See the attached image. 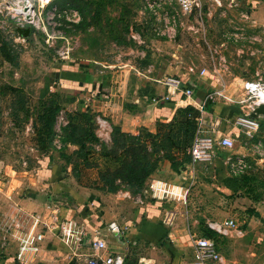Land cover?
Segmentation results:
<instances>
[{
	"label": "rangeland",
	"instance_id": "374dc122",
	"mask_svg": "<svg viewBox=\"0 0 264 264\" xmlns=\"http://www.w3.org/2000/svg\"><path fill=\"white\" fill-rule=\"evenodd\" d=\"M70 1L46 0L42 8L38 0H0V186L12 177L15 179V172L27 171L29 176L43 169H57L66 182L73 178L78 185L95 189L90 187L96 179L95 169L84 168L79 179L73 173L75 161L81 159L76 154L79 145L64 131L69 119L78 123L74 133L77 136L83 122L79 116L86 108L91 110L104 101H124L131 109V100L138 97L155 102L169 96L166 80L173 77L166 71L169 66L184 67L191 77L188 87L203 88L209 84L205 85L207 93L221 90L225 96L213 95L214 100L236 103L243 112L248 111L244 105L250 100L238 101L245 97L243 81L257 72L264 75V25L253 21L242 0H186V5L180 0H81L77 4L80 8L71 6ZM29 6L34 10L32 19L24 18L30 12L26 9ZM53 6L58 11L55 16L48 13ZM69 10L78 12L77 22L69 20ZM50 99L58 103L59 110L53 138L46 145L37 129L38 114L43 102ZM190 100L183 97L166 121L172 126L171 147L174 146L181 163L174 170L164 166V160L159 162L139 192L95 189L100 192V207L107 211L105 219L112 216L115 205L118 217L132 221L131 214L137 215V210L141 214L149 200H156L167 206L166 222L171 217L174 221L184 218L190 222L189 232L213 239L226 257L227 240L253 243L256 254H264V229H256L258 211L264 214V115L257 117L259 127L251 134L233 122H225L224 129L234 130L230 135V160L224 158V170L237 178L241 186L237 192L223 196L217 190L221 185L213 181L214 165L194 164L191 160L197 118L204 109ZM116 108L120 111L121 104ZM92 113L91 130L99 142H83L90 147L89 161L101 163L102 168H113L111 158L98 154L101 144L111 147L112 125L108 122L107 138L104 134L99 136L97 114ZM155 131L156 125L151 132ZM61 138L67 140L62 149ZM181 174L196 177L182 178ZM154 180L163 182L151 186ZM153 188L157 196L162 192L164 197H152ZM46 199L50 206L45 205L47 220L54 205L71 204L67 195ZM95 212L97 209L92 213ZM233 212H238L233 216L239 223V236L230 235L236 234L235 230L222 234L209 227L211 218L223 219ZM248 215L254 217L253 231L240 235L246 225L241 228V221H247ZM76 217L77 222H82V217ZM173 227L172 222L169 228ZM147 248L151 249L141 245L132 252L136 256L149 251ZM153 251L160 260L155 264L167 263L168 256L160 246Z\"/></svg>",
	"mask_w": 264,
	"mask_h": 264
},
{
	"label": "crops",
	"instance_id": "0c3cea01",
	"mask_svg": "<svg viewBox=\"0 0 264 264\" xmlns=\"http://www.w3.org/2000/svg\"><path fill=\"white\" fill-rule=\"evenodd\" d=\"M242 2L247 7L248 14L253 21L256 24L264 25V0H242ZM166 71H169L171 76L175 74L182 77L185 81V85L183 86H187L191 81V77L181 65L169 66ZM205 85L207 86L209 84ZM205 85L203 88L199 86L192 88L193 94L190 97L191 104L200 107L203 106L209 94L207 93ZM168 92L169 96L157 98L155 102H151L150 99L144 100L140 97L131 100V109L124 105V101V103L122 101L116 102L117 104H121L120 111L117 110L116 103L113 104L111 101L100 102V105L95 108L93 106L91 107V112H96L97 116L106 117L110 125L118 126L123 132L136 134L142 127L147 128L149 131H154L156 123L158 121H169L179 103L183 101L181 92L171 93L169 88L167 90ZM236 110L243 112L241 107L236 103L230 104L227 101L220 102L213 99L211 107L209 109L204 108L203 111L207 120L212 121L217 119L219 121L218 129L220 133L231 135L234 129L228 130L223 127L225 126V122L232 123L234 117L237 116ZM228 153L227 149H218L212 161L194 162V164H211V167L214 165L213 177L215 180L213 181H215V184L217 182L218 185H221L217 187V190L223 196H229L239 190V184L236 182L235 177L230 174H225V165L223 163H225L224 157ZM166 160L164 159L163 165L171 167L170 161ZM43 168H45V165H43ZM44 170L35 172V174L31 173L29 176H26L27 171H13L16 174L15 179L12 177L6 184L2 183L4 185L3 188L2 185L0 186V201H2L0 202V264H73L78 259H81L78 261V264H85L83 256L72 255L58 239L56 236L57 230L44 227L42 224H39L35 229V233L40 231L43 233L44 238L41 242L42 250L34 257L29 256L30 258L25 262L19 261L15 257L18 245L17 241L12 238L11 233L26 231L34 215H38L44 220L46 214L45 207L49 205V202L47 203L44 198L49 199L52 195L63 196L66 193L71 197V204L57 207L58 212L54 214L57 219L56 221L54 220V223L71 218L78 221L76 216L82 217L81 221L87 225L88 234L80 247V253H90L91 249L88 247L90 239L96 237L105 240L107 244L106 253L121 255L124 258L123 264H155L159 262L158 256L153 251L157 246H160L161 250L168 256V261L165 264L192 263L193 245L191 237L196 236V234L189 232L190 222L184 220V218L180 217L177 218V221H174L171 217L166 222V217L167 219L169 217V214L164 213L167 207L166 205L163 206L156 200H149L141 211V214H138L139 210L135 212L137 215L131 214L132 219H134L132 221L118 217V206L113 205L112 216L105 219L107 211L104 207H100L102 201L99 191L80 186L73 178H71V182H66L62 177L61 180L57 181L49 180L48 177H45V172L47 171L53 176L58 170ZM181 177L193 178L196 175L188 174V176L184 177L181 174ZM155 182L163 181L154 180L151 186L155 185ZM153 191L154 194H152V197H164L161 195L162 192L158 194L160 196H157L155 188H153ZM84 200L88 201L89 213L86 209L83 210ZM94 209H97V212L92 213ZM237 214L238 212H233L230 213L229 217L223 219L211 218V220L213 222H220L226 219H234L236 221L237 218H234V216H237ZM258 215L259 226L256 229L262 228L261 230L263 231L264 214L258 211ZM45 220L48 222L49 219ZM172 222L175 227L170 229L169 226ZM237 222L236 224H239ZM111 223L116 224L117 232L109 228ZM241 223V228L242 225H246L245 229L242 228L243 230L240 235H243L249 230L253 231L251 227L254 225V217L250 216L247 221L242 220ZM230 235L239 236L238 234H234V232L230 233ZM260 239L258 236L257 240L259 241ZM163 240L171 245V250L165 248V245L162 244ZM227 242V247H229L228 257L216 245L220 254L224 256L225 261L223 264H264V254L262 252L256 254L253 243L243 242L240 244L231 240H227ZM141 245L150 246L151 249L147 248L146 250L149 251L140 252L135 256L132 252L133 248ZM61 255L65 256L61 257ZM72 256L78 258L74 260ZM207 264L212 263L208 262Z\"/></svg>",
	"mask_w": 264,
	"mask_h": 264
},
{
	"label": "built area",
	"instance_id": "2783aa9c",
	"mask_svg": "<svg viewBox=\"0 0 264 264\" xmlns=\"http://www.w3.org/2000/svg\"><path fill=\"white\" fill-rule=\"evenodd\" d=\"M40 6L43 8L46 0H38ZM182 4L186 5V0H180ZM9 4V2H8ZM30 9V13L24 14V18L32 19L34 10L31 6L26 7ZM55 6L51 7L48 11L51 16L57 14ZM65 12V11H64ZM72 13V18L69 20L77 22L79 20V14L76 10H69ZM166 84L170 92H181L185 97L190 98L193 94V89L188 86H183L181 80L177 77H169L166 80ZM243 90L245 97L238 102H250L245 104L248 109L247 112L234 117L232 120L235 126L244 129L247 134H251L259 127L260 122L257 120L261 114H256L255 110L258 106L264 105V75L257 72L256 75L248 80L243 81ZM218 95L225 98L221 90H214L212 94H208L207 98L213 100L214 96ZM202 109L203 106L201 107ZM264 115V114H262ZM197 129L194 139L190 148V156L192 162H210L216 156V150L227 149L233 147V138L230 135L222 134L219 132V121L207 120L202 110L201 115L197 118ZM96 122L99 127V136L105 135L108 137V125L107 120L104 117L97 116ZM227 162L230 160V155L227 154L224 157ZM233 165V163H231ZM48 207H50L48 205ZM52 214L49 216L48 222L42 220L40 216H32V221L26 231L11 233L13 239L17 241L16 259L19 261H27L31 256L37 255L41 249V242L43 241V233L36 232L35 229L39 224L44 227L57 230L56 236L68 249L72 255L83 256L85 264H123L124 258L119 255H111L106 253L107 244L105 240L101 238H91L88 247L91 249L90 253H80V247L84 243V240L88 234L87 225L84 222H77L74 219H63L56 221L54 214H57L58 208L54 205L52 208ZM51 218V219H50ZM209 227L219 233L227 234L230 230H235L236 234L240 231L237 229V224L234 219H226L220 222H209ZM52 226V227H50ZM117 228V226H116ZM112 230V229H111ZM191 242L193 245V261L191 264H223L225 259L218 251L216 243L213 239L205 236H192Z\"/></svg>",
	"mask_w": 264,
	"mask_h": 264
},
{
	"label": "trees",
	"instance_id": "16d2710c",
	"mask_svg": "<svg viewBox=\"0 0 264 264\" xmlns=\"http://www.w3.org/2000/svg\"><path fill=\"white\" fill-rule=\"evenodd\" d=\"M72 1H70L71 6L80 8L77 4L78 1L81 0ZM76 24H72V26ZM4 55L7 59H10L9 54H7L5 50ZM62 76L64 77V74ZM173 77L179 78L182 84L185 85V81L182 77L175 74ZM182 95L185 97L184 94ZM206 102L208 103L206 104ZM212 104L213 100L206 98L203 107L205 109H209ZM186 109L188 108H184V110ZM58 110V103L55 100L50 99L43 102L41 112L38 114L40 127L37 129L38 132L41 133V139L43 142H46V145L49 144L53 138V128ZM241 113L242 112H240V110H236L237 115ZM79 117L82 118L81 121L83 122L80 125V133L77 136H75L74 133L77 130L76 125L78 123L74 122L72 118L69 119L64 131L65 133L67 132L71 134L73 136V141L79 145L76 150V154L81 160L80 162L75 161L73 166V173L77 179H79V174L84 168L95 169L96 179L91 182L90 187L108 192H116L121 188L130 189L133 192H139L142 190L145 180L156 170V168H158L159 162L164 159L169 160L171 167L174 170L177 168V164L181 163L177 161V151H175L174 146L171 147L173 141L172 136L170 135V128L172 127L171 123L158 121L156 123L155 132H151L147 128L142 127L136 134L123 132L118 126L112 125L110 139L111 147L107 148L101 144V149L98 154L102 158H111L114 162V167L112 168L107 165L105 168H102L101 163H98L97 161H89L88 151L90 147L85 146L83 143L85 140L99 142L95 133L91 130L94 114L90 109L86 108L84 112H81ZM188 126L190 127L191 124ZM166 128L167 131H165ZM60 142V148L62 149L64 143H67V140L61 138ZM51 159L52 158L48 156V161ZM44 175L45 177H48L49 180H61L59 171L54 173L53 176L46 171ZM235 180L239 184L238 187L240 188L241 184L239 183V180L237 178H235ZM66 195L69 196L68 193H66ZM84 202L83 210L86 209L89 213L87 206L88 201L84 200ZM211 232L216 233L215 231ZM162 244L165 245L166 249H172L171 245L166 243L165 240L162 241Z\"/></svg>",
	"mask_w": 264,
	"mask_h": 264
},
{
	"label": "water",
	"instance_id": "95a60500",
	"mask_svg": "<svg viewBox=\"0 0 264 264\" xmlns=\"http://www.w3.org/2000/svg\"><path fill=\"white\" fill-rule=\"evenodd\" d=\"M20 31H22V30H20ZM24 33L27 34L28 33V30H25ZM255 113L256 114H264V105L258 106L256 108V110H255ZM109 228L112 229L114 232H117V228H116V224L115 223H111L109 225Z\"/></svg>",
	"mask_w": 264,
	"mask_h": 264
},
{
	"label": "bare ground",
	"instance_id": "6f19581e",
	"mask_svg": "<svg viewBox=\"0 0 264 264\" xmlns=\"http://www.w3.org/2000/svg\"><path fill=\"white\" fill-rule=\"evenodd\" d=\"M30 13V12H29Z\"/></svg>",
	"mask_w": 264,
	"mask_h": 264
}]
</instances>
